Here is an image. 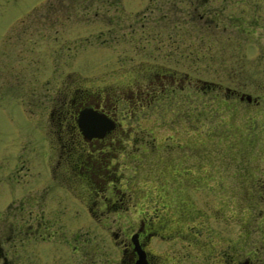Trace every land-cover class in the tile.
<instances>
[{
    "label": "rangeland",
    "instance_id": "obj_1",
    "mask_svg": "<svg viewBox=\"0 0 264 264\" xmlns=\"http://www.w3.org/2000/svg\"><path fill=\"white\" fill-rule=\"evenodd\" d=\"M45 2L0 0V39L19 17ZM87 2L78 0L77 15H71L72 18L76 15V20H67L61 26V50L52 42L53 38L45 39L46 63L53 51L60 54L58 78L70 75L68 83L74 78L75 83L89 91L109 87L114 95L131 88L130 77L138 71L137 67H141V73L147 68L157 71L164 68L170 75L177 72V79L174 83L169 80L167 96L161 97L159 93L158 100L146 103L142 109L139 106L134 113L123 114V125L131 129L128 134L131 139H126L120 152L114 149L118 153L114 154L111 166L120 174L115 187L123 193L127 208L105 213L88 214L79 196L70 195L59 179L50 176L46 159L50 151L43 139V124L37 117L27 119L16 110L19 106L15 102L12 105L11 100L0 101V177H11L14 197L26 194L30 206H43L44 220L49 222H44L47 240L36 243L29 240V251L45 261L68 258L71 264H76L70 259L75 252L77 264H116L117 236L130 235L138 218L145 217L155 227L162 224L161 234L151 239L149 247L157 264H169V248L176 257L187 252L180 239H169L168 213L172 210L175 215L176 208L181 206L184 213L188 209L184 205L188 203L205 211V230L220 228L231 236L251 237L256 242L247 247L261 249L264 237V192L259 191L264 182L261 29L255 27L250 36L226 28L225 32L220 30L204 37H188L182 31L184 22L170 19L152 22V27H144L136 35L118 32L114 36L106 32L109 25L106 17L103 20L98 15L107 10L96 5L98 0L92 5ZM140 3L141 0L125 2L123 14H132L126 21L133 18ZM239 5L237 11L244 7ZM40 7L37 12L43 11L44 5ZM97 10V16L93 15ZM190 43L192 49H201L199 53H191L192 60L187 59L185 51ZM237 53L244 55L250 66L238 65L233 59ZM196 56L199 61H193ZM52 71L49 66L45 78H50ZM182 72L198 83L180 82ZM241 73L247 77L242 79L243 83L239 79ZM233 91L250 95L253 102L240 101ZM124 105L129 109L127 102ZM76 188L81 191L79 184ZM173 206L176 208L172 209ZM207 237V233L199 234L200 239ZM71 247H76V251ZM181 264L191 262L186 258Z\"/></svg>",
    "mask_w": 264,
    "mask_h": 264
},
{
    "label": "flooded vegetation",
    "instance_id": "obj_2",
    "mask_svg": "<svg viewBox=\"0 0 264 264\" xmlns=\"http://www.w3.org/2000/svg\"><path fill=\"white\" fill-rule=\"evenodd\" d=\"M126 1L98 0L96 5H103L107 13L98 14L97 10L93 15L98 14L103 20L106 17L109 24L107 34L115 36L113 33L119 32L120 35H136L152 22L155 24L158 20L171 19L184 22L182 31L188 37H204L220 30L225 32L226 28L238 29V32L250 36L255 27L261 29L260 34L264 37V0H141L133 18L128 21L126 18L132 14H123V11L126 12ZM95 2L97 0H88L87 3L92 5ZM144 2L146 4L143 5ZM77 4L78 0H46L19 17L7 30L4 38L0 39V101L11 100L12 105L15 102L19 106L16 110L27 119L37 117L43 124V139L50 151L46 158L50 176L53 180L59 179V184L70 195L79 196L88 214L97 211L105 213L127 208L123 193H119L121 190L115 187L119 180L116 178L120 174L117 175L116 167L111 166L114 154L120 152L127 138L131 139L128 135L131 129L123 125V114L134 113L139 106L142 109L146 103L158 100L159 93L161 97L167 96L169 80L174 83L177 72L170 75L164 68H160V71L147 68L141 73V67H137L138 71H134L130 77L131 88L116 95L109 87L89 91L75 83L74 78H70L68 83L66 80L70 75L64 76V79L58 78L60 54L57 53L58 50L53 51L54 54L46 63L43 48L45 39L53 38L52 42L58 44L60 50L63 48L59 42L61 26L67 20H76ZM239 4L244 6L240 7L241 14L237 11ZM41 5H44L43 11L37 12ZM243 11L245 13L242 14ZM73 13L76 14L75 18L71 16ZM240 20L248 22L241 23ZM226 21L229 23H225ZM200 50L196 51L191 48V43L188 44L185 50L187 59H191V53H199ZM244 57L237 53L233 59L238 65L245 66L249 60ZM262 57L264 59V51L261 53ZM198 59L200 57L196 56L193 61H199ZM49 66L53 69L52 76L45 78V70ZM181 74L180 82L183 84H191L193 81L198 83L190 74ZM239 76L241 82L242 79H247L246 74L241 73ZM232 93L238 95L237 92ZM238 98L240 100V95ZM126 102L129 109L125 108ZM86 110L97 117L104 128L107 127L102 135L85 134L86 127L81 125L79 116ZM136 139L133 137L132 140ZM114 149L118 152H113ZM48 159L51 161L48 162ZM10 180L9 175L0 177V264H61V261L71 264L68 258L61 260L54 257L45 261L39 254L29 251V240L34 243L47 240L44 237L47 230L44 226L45 210L41 205L30 206L26 194L14 197L11 194ZM77 184L81 191L77 190ZM259 191L264 192V182ZM184 206L188 208L184 213L180 211L183 206H173L172 209H177V216L172 210L169 211L168 224L169 239H180L187 253L176 257L172 254L174 250L169 248V264H181L186 258L191 264H264V237L261 239V249L252 245L248 248L247 245L254 242L253 238L231 236L220 228L205 230V211L199 207L195 209L189 203ZM151 221L150 218L140 217L137 227L132 229L130 235H114L118 237L116 243L119 248V260L116 264H134L137 261L138 254L132 235L136 236L140 249L145 253L146 264H157L149 244L153 237L161 234L162 224H156L155 227ZM46 222L49 224L48 220ZM203 233H207L208 237L200 239L199 234ZM75 248L70 249L76 251ZM75 254L74 252L73 257ZM73 257L70 259L77 264V259Z\"/></svg>",
    "mask_w": 264,
    "mask_h": 264
},
{
    "label": "water",
    "instance_id": "obj_3",
    "mask_svg": "<svg viewBox=\"0 0 264 264\" xmlns=\"http://www.w3.org/2000/svg\"><path fill=\"white\" fill-rule=\"evenodd\" d=\"M245 99L247 102H252V97L248 94H241L240 95V100ZM89 110L86 111H82V113L80 114V120H81V125H83L84 130H85V134L91 135V136H100L103 134V131L106 128H104V126H102V122L99 121V119L93 116V114L91 115L89 113ZM109 126V125H108ZM132 242L134 243L135 246V251L138 254V259L134 264H146V260H145V253L144 251H142L140 249V246L137 243V239L136 236L132 235Z\"/></svg>",
    "mask_w": 264,
    "mask_h": 264
}]
</instances>
